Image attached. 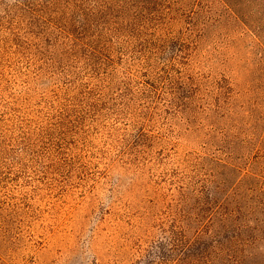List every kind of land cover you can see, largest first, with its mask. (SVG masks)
Masks as SVG:
<instances>
[{
    "label": "rangeland",
    "instance_id": "obj_1",
    "mask_svg": "<svg viewBox=\"0 0 264 264\" xmlns=\"http://www.w3.org/2000/svg\"><path fill=\"white\" fill-rule=\"evenodd\" d=\"M263 222L264 0H0V264H264Z\"/></svg>",
    "mask_w": 264,
    "mask_h": 264
},
{
    "label": "trees",
    "instance_id": "obj_2",
    "mask_svg": "<svg viewBox=\"0 0 264 264\" xmlns=\"http://www.w3.org/2000/svg\"><path fill=\"white\" fill-rule=\"evenodd\" d=\"M263 223H264V222H263ZM258 227H259V228H258V229H259V231H263V229H264V228H263L262 226H260V224H259V226H258ZM250 238H251V241H255V240L257 239V237H255V236H253V235H252V236H250ZM251 243H254V242H251Z\"/></svg>",
    "mask_w": 264,
    "mask_h": 264
}]
</instances>
